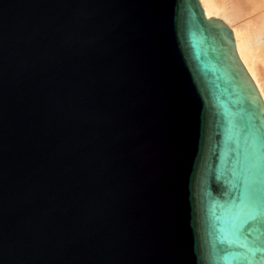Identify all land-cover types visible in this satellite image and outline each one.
Instances as JSON below:
<instances>
[{"label": "water", "instance_id": "obj_1", "mask_svg": "<svg viewBox=\"0 0 264 264\" xmlns=\"http://www.w3.org/2000/svg\"><path fill=\"white\" fill-rule=\"evenodd\" d=\"M0 264H264V101L200 0H0Z\"/></svg>", "mask_w": 264, "mask_h": 264}, {"label": "bare ground", "instance_id": "obj_2", "mask_svg": "<svg viewBox=\"0 0 264 264\" xmlns=\"http://www.w3.org/2000/svg\"><path fill=\"white\" fill-rule=\"evenodd\" d=\"M232 29L238 55L264 101V0H200Z\"/></svg>", "mask_w": 264, "mask_h": 264}]
</instances>
